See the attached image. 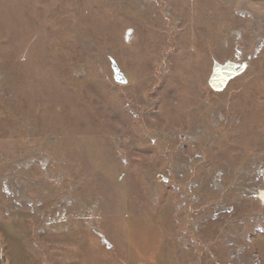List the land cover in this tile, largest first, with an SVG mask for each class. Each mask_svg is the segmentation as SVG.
Segmentation results:
<instances>
[{
    "label": "rangeland",
    "instance_id": "1",
    "mask_svg": "<svg viewBox=\"0 0 264 264\" xmlns=\"http://www.w3.org/2000/svg\"><path fill=\"white\" fill-rule=\"evenodd\" d=\"M255 182L264 2L0 0V264H264Z\"/></svg>",
    "mask_w": 264,
    "mask_h": 264
},
{
    "label": "water",
    "instance_id": "2",
    "mask_svg": "<svg viewBox=\"0 0 264 264\" xmlns=\"http://www.w3.org/2000/svg\"><path fill=\"white\" fill-rule=\"evenodd\" d=\"M114 78L120 84H126L128 82L126 76L121 71L118 64L113 61ZM243 68L237 67L236 63L229 61L225 64L216 62L213 66V72L209 79V85L214 90H221L225 85L235 76L243 72ZM258 198L261 200L264 206V188L259 192ZM102 236V235H101ZM104 242L111 248L112 245L103 238Z\"/></svg>",
    "mask_w": 264,
    "mask_h": 264
},
{
    "label": "flooded vegetation",
    "instance_id": "3",
    "mask_svg": "<svg viewBox=\"0 0 264 264\" xmlns=\"http://www.w3.org/2000/svg\"><path fill=\"white\" fill-rule=\"evenodd\" d=\"M253 188H255V189H257L256 191H254V197L261 203V204H263L262 202H261V200L258 198V194H259V192L264 188V185H262V184H258L257 182H255L254 184H253ZM190 194L192 193V186L190 187ZM180 194H187V192H186V189H185V187L183 186V185H181L180 186ZM191 197L192 198H194L195 196L194 195H191ZM186 203V209H188V211H190L191 209H193L194 208V205L192 204V200L191 199H189L188 201H186L185 202ZM181 207H182V204H181ZM234 210V208L233 207H231V206H223L222 208H221V210H219L220 212L221 211H224V213H226V212H231L232 213V211ZM219 211H217L216 213H218ZM226 215H227V213H226ZM186 217L188 218L189 217V214H186ZM189 219V218H188ZM184 236L183 235H181V239L183 238Z\"/></svg>",
    "mask_w": 264,
    "mask_h": 264
},
{
    "label": "crops",
    "instance_id": "4",
    "mask_svg": "<svg viewBox=\"0 0 264 264\" xmlns=\"http://www.w3.org/2000/svg\"><path fill=\"white\" fill-rule=\"evenodd\" d=\"M240 1H242V0H240ZM243 1H245V0H243ZM251 1H253V0H251ZM254 1H260V2H264V0H254Z\"/></svg>",
    "mask_w": 264,
    "mask_h": 264
},
{
    "label": "bare ground",
    "instance_id": "5",
    "mask_svg": "<svg viewBox=\"0 0 264 264\" xmlns=\"http://www.w3.org/2000/svg\"><path fill=\"white\" fill-rule=\"evenodd\" d=\"M62 220V219H61Z\"/></svg>",
    "mask_w": 264,
    "mask_h": 264
}]
</instances>
